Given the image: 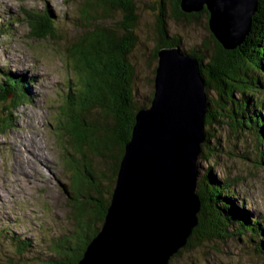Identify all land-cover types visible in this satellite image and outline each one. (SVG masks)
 I'll use <instances>...</instances> for the list:
<instances>
[{
  "label": "rangeland",
  "instance_id": "rangeland-1",
  "mask_svg": "<svg viewBox=\"0 0 264 264\" xmlns=\"http://www.w3.org/2000/svg\"><path fill=\"white\" fill-rule=\"evenodd\" d=\"M104 1L0 0V25H9L6 29L9 34L0 31V83L9 76L12 79L24 76L27 82L23 92L25 99L12 110L10 129L4 135L0 134V231L29 240L42 259L48 255L51 239L73 230L76 222L73 218L78 211L63 189L78 171L69 167L71 160L66 158L65 150L71 154L72 145L59 129L65 111L70 107L68 94L76 93L83 75L76 67L73 46L84 33L94 31L95 26L114 28L119 37L125 33L118 27L126 15L119 9L107 11L104 3L112 0ZM160 1L132 0L135 25L131 37L134 40L126 58L134 73L132 88L137 106L148 105L154 90L157 60L152 55L160 33L157 29L159 12L168 16L165 19L168 38L179 39L183 51L207 41L210 45L203 52L205 63L214 52L207 16L175 20L170 9L171 0H162L161 11ZM47 7L56 21L55 28L45 39H39L31 31L28 17L41 15ZM77 19L81 20V26L75 22ZM10 95L14 97V94ZM206 95L212 102L213 112L218 106V97L212 89L206 91ZM212 128L216 129L215 126ZM214 136L209 140L210 148L219 144L221 149L207 152V157L199 156L198 177L207 174V169L212 167L211 172L218 181L235 180L231 188L233 200L245 203L255 216L263 217L264 159L261 167L253 156L248 159L245 155L255 138L237 139L224 126ZM73 156L79 163L88 160L87 168L95 181L101 174L107 176L108 169L100 158L91 156L89 163L87 154L80 158L79 153L73 152ZM78 167L81 169L79 164ZM99 180L102 185L107 184L105 178ZM86 207L87 212H91ZM83 219L87 220V217ZM235 240L200 243L172 258L169 264H264V258L255 254L249 242ZM4 248V254L0 252V264L39 263L28 257H15L11 250Z\"/></svg>",
  "mask_w": 264,
  "mask_h": 264
},
{
  "label": "trees",
  "instance_id": "trees-1",
  "mask_svg": "<svg viewBox=\"0 0 264 264\" xmlns=\"http://www.w3.org/2000/svg\"><path fill=\"white\" fill-rule=\"evenodd\" d=\"M104 5L107 6V11L119 9L126 15V19H123L118 27L125 33L119 37L114 28L95 26L94 31L89 30L84 33L73 46L72 55L75 57L76 67L82 71L83 75L76 93L71 91L68 94L70 107L66 109L64 121L62 126L60 123L61 128L59 127L68 138L66 140L72 145L71 154L68 149L65 150L66 154L68 153L66 158L68 157V161L71 160L70 166L66 162L65 164L71 170L78 171L73 175V181L71 182L69 178L70 183L63 186L73 205L78 209L73 218L76 221L75 226L72 231L51 239L48 244V255L43 256V259L29 240L21 239L12 232L0 231V244L5 246L4 249L11 250V254L15 257H28L32 261H39L37 264H77L79 262L88 243L103 224L124 152V143L131 137L135 114L141 107L147 106H137L134 103L132 88L134 73L126 58L134 40L131 37L132 28L135 25L132 0H112ZM163 7L164 5L159 4L160 11ZM170 9L176 17L175 20L198 18L201 15L207 16L208 19L205 10L197 14H184L180 10V0L173 1ZM49 11L47 7L41 15L28 17L31 31L39 39H45L54 32L56 21ZM166 17L168 16L161 12L157 15V29L160 33L152 57L157 60L158 50L164 47H177L182 52L195 57L199 62L206 91L212 89L218 97L216 101L218 106L213 112L211 111L212 102L207 97L210 109L205 118L206 137L200 156L207 157L209 156L207 152L221 149L219 144L210 148L209 140L213 139L217 130L220 131L224 126L237 139H242L244 136L255 138L256 141L251 143L245 155L248 159L250 155L253 156L252 158H255L257 164L262 167L264 159V0H258L257 11L251 19L250 33L234 50L222 49L209 34L214 44V52L208 56L209 60L206 63L203 52L207 51L206 47L210 44L204 41V45L183 51L180 48L179 39L168 38ZM75 22L78 26L82 24L79 19ZM8 27L9 25L4 23L0 25V31L2 30L1 32L5 35L9 34L6 32ZM15 78L12 79L9 76L6 78L8 80L0 83L2 91H0V134L3 135L11 127L12 110L25 99L23 92L27 83L26 78L24 76H15ZM11 93L14 97L9 98ZM152 96L148 98V102ZM73 152L79 153L80 158L87 154L89 163L91 156L100 158L108 169L107 176L101 174L95 181L87 168L88 160L79 163L73 156ZM211 168L207 169V174L199 178L198 193L201 196L202 211L199 215L198 227L193 231L185 248L173 258H177L189 248L197 247L203 242L222 243L235 238V241L249 242V247L263 259L264 216H255L252 210L247 209L245 203L235 202L234 192L231 190L235 180L220 182L211 172ZM102 177L106 179V185L100 183L99 179ZM86 205L91 212H87ZM84 216L87 220L83 219ZM3 247L0 248L1 253H3Z\"/></svg>",
  "mask_w": 264,
  "mask_h": 264
},
{
  "label": "water",
  "instance_id": "water-1",
  "mask_svg": "<svg viewBox=\"0 0 264 264\" xmlns=\"http://www.w3.org/2000/svg\"><path fill=\"white\" fill-rule=\"evenodd\" d=\"M257 7L258 0H180L184 14L207 12L209 32L226 51L248 36ZM153 85L124 143L103 224L77 264H169L198 227L209 111L198 60L177 47L159 49Z\"/></svg>",
  "mask_w": 264,
  "mask_h": 264
},
{
  "label": "flooded vegetation",
  "instance_id": "flooded-vegetation-1",
  "mask_svg": "<svg viewBox=\"0 0 264 264\" xmlns=\"http://www.w3.org/2000/svg\"><path fill=\"white\" fill-rule=\"evenodd\" d=\"M173 1H175V0H171L172 3H173ZM172 3H171V5H172ZM160 5H161V6L164 5V3L162 2V0L160 1Z\"/></svg>",
  "mask_w": 264,
  "mask_h": 264
},
{
  "label": "bare ground",
  "instance_id": "bare-ground-1",
  "mask_svg": "<svg viewBox=\"0 0 264 264\" xmlns=\"http://www.w3.org/2000/svg\"><path fill=\"white\" fill-rule=\"evenodd\" d=\"M199 178V177H198ZM14 181V180H13ZM181 251V250H180ZM174 257V256H173Z\"/></svg>",
  "mask_w": 264,
  "mask_h": 264
}]
</instances>
